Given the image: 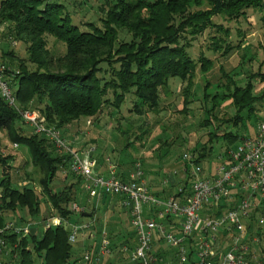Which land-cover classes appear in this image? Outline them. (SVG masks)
I'll return each mask as SVG.
<instances>
[{
    "label": "trees",
    "instance_id": "trees-1",
    "mask_svg": "<svg viewBox=\"0 0 264 264\" xmlns=\"http://www.w3.org/2000/svg\"><path fill=\"white\" fill-rule=\"evenodd\" d=\"M62 1L0 0V24L6 22L13 38L25 43L26 59L34 64L29 67L25 60L15 58L11 49L3 51V55L9 58L8 62L5 61L10 67L7 78L19 103L23 107L38 109L48 123L62 130L81 116H90L96 121L104 108H112L111 113L118 110L128 93H131V114L146 117L148 112L158 111L160 89H165L171 78L178 77L185 81L181 87L183 107L180 110L187 112L188 104L199 99L206 114L200 118L199 124H211V117L218 119V125L207 130V139L198 141L191 148L197 151V160L205 165L214 141L218 138L235 140L243 136L228 128L220 133L218 127L239 123L246 127L247 119L254 125L264 119L260 113L264 107V89L258 93L253 91V79L264 81V71L246 67L226 70L220 65L218 80L205 79L201 95L197 96L194 87L197 64L202 73H206L212 60L204 54L195 59L188 50L190 38L210 27L218 33L211 35L209 46L213 50L224 47L226 53L234 46L227 40L229 28L215 21L213 16L232 19L247 16L249 8L264 11V0H102L97 5L101 12L98 17L100 25L88 20L86 27H81L73 19L72 11L66 8L67 2ZM261 18L264 22V14ZM47 35L62 41L64 51L55 54L47 46ZM236 46L240 47L239 44ZM251 58L249 53L242 54L240 62L245 63ZM226 100L233 106V113L226 118L217 116V109ZM17 120L23 121L17 110L0 96V128L7 131L12 142L27 147L30 162L43 173L39 178L41 188L37 189L31 181L16 185L11 175L13 164L10 163L14 155L0 152V228L6 223L7 211L17 209H24L31 217L40 215L46 222L48 217L42 209L44 203H49L55 210L49 216H58L60 221L44 227L40 234L32 230L22 234L10 228L3 229L0 234L6 245L2 260L5 264H75L79 257H73L70 223L84 217V211L93 216L96 207L92 205L88 210L84 207L81 211L68 207L69 201L76 197L75 184L83 181L82 176L76 175V181L57 188L52 183L59 168L68 167L70 155L55 152L42 134L22 132V125H17ZM144 132L141 130L135 137L141 138ZM168 140L164 138L160 143L159 158L167 156L175 147L173 139ZM130 162L133 165L135 159ZM141 167L143 169L142 163ZM129 170L118 168V173L126 178ZM69 173L74 174L70 170ZM161 181L160 178L158 184L148 182V185L158 186ZM177 183L188 191L187 172ZM149 188L159 196L179 192L173 182L162 184L160 191H165V195ZM247 228L250 236L253 233L258 235V242L252 244L261 248V255L253 258L251 264H264V225H256L252 219L247 222ZM117 235L118 232L108 235L111 252H119L124 244L130 249L136 245L133 229L127 240ZM133 236L134 240H131ZM154 252L159 254L155 249Z\"/></svg>",
    "mask_w": 264,
    "mask_h": 264
},
{
    "label": "built area",
    "instance_id": "built-area-1",
    "mask_svg": "<svg viewBox=\"0 0 264 264\" xmlns=\"http://www.w3.org/2000/svg\"><path fill=\"white\" fill-rule=\"evenodd\" d=\"M9 68L0 59V96L17 110L32 132L45 136L58 153L70 155L68 169L82 176L83 186L91 197L116 195L127 210L136 245L129 250L124 244L122 251H128L133 263L251 264L253 258L261 255V248L252 244L258 242V235L250 236L247 222L253 219L256 225H264V119L255 123L252 134L243 135L223 148L212 169L207 170L197 160V151L190 148L182 151L169 169L178 175V180L173 182L166 176L162 179L163 184H177L179 192L159 196L150 190L140 160L133 163L126 178L119 175L118 165L111 160H107L106 172H101L96 167L93 147L75 149L59 127L47 122L43 113L23 107L7 78ZM186 172L188 191L177 183ZM68 207L74 211L84 209L76 201ZM59 221L58 216L51 217L44 227ZM5 228L26 234L30 223L18 225L7 221L0 232ZM89 228L90 221L70 223L69 239L74 241L79 231ZM101 232L97 252L93 254L86 249L85 261H98L111 252L110 238L106 230ZM158 241L174 248V256L166 258L155 253L153 248ZM5 245L6 240L0 234V264H5L2 260Z\"/></svg>",
    "mask_w": 264,
    "mask_h": 264
},
{
    "label": "rangeland",
    "instance_id": "rangeland-1",
    "mask_svg": "<svg viewBox=\"0 0 264 264\" xmlns=\"http://www.w3.org/2000/svg\"><path fill=\"white\" fill-rule=\"evenodd\" d=\"M64 1L67 2L66 8L72 11L73 19L81 27H86L85 22L88 20H92L100 25L101 22L98 17L101 15V12L97 5L102 0H63L62 2ZM78 1L80 3H77ZM72 2H76L77 4H72ZM263 14V10L249 8V10H247V16H239L232 19L224 18L221 15L213 16L215 21L221 22L224 26L229 28L230 33L227 36V40L234 46L226 53L223 52L224 47L213 50L209 46L212 40L211 35L218 33L210 27L198 33L194 38L188 36L191 42L188 50L192 57L198 59L200 54H204L212 60V66L206 73H202L199 69V64H197L194 76V87L197 96L201 95V88L205 79L212 82L218 80L220 76V65L226 70H239L240 68L244 69L246 67L253 71L258 68L264 71V22L261 18ZM221 35L224 36V33H221ZM127 36L128 35H126V37ZM46 37L47 46L55 54L64 51L65 46L62 41L55 39L52 35H47ZM238 44L240 47L236 46ZM7 49L12 50L15 58L18 57L25 60L29 67L34 66L33 63L26 59L27 49L25 43L13 38L7 23L3 22L0 24V59L6 62L9 61V58L5 54L3 55V51ZM247 53L251 54L252 58L241 64V55ZM12 67L17 69V66L14 64H12ZM242 80L243 78L240 79V81ZM253 82V91L255 93L264 89V81L259 78H254ZM184 84L185 81H182L178 77L171 78L168 86L165 89H160V107L158 111L148 112L146 117H138L137 115L131 114L129 108L132 105V100L131 93H128L118 110H113L111 113L110 111L112 108H104L99 114V119L96 121L90 116H81L78 120L74 121L75 124L72 122L70 126L67 124L62 127V134L67 140L71 138L70 143L77 150L93 147V156L101 165H103V162L107 163L108 159L116 163L121 169H131L132 163L130 160H140L143 169L148 175L150 183L153 182L158 184L159 179H163L165 176L171 181L176 182L178 180V175H173L170 173L169 169L178 160V154L185 149H191L198 141L202 142L206 140L208 137L206 133L207 130L218 125V119L212 118L211 115L209 116L211 117V124H199L200 118L206 115L203 111L204 109L201 107V100L199 99H195L188 104L187 112H182L180 110L183 107L181 87ZM233 111V106L229 103V100H226L221 107L217 109L216 115L226 118L229 117ZM260 113L264 115V107L260 109ZM245 122L247 124L246 127H243L241 123H239V125L227 124L226 126L218 127V132L221 133L225 128H228L236 130L240 135L250 134V131L254 128V122L249 119ZM18 124L22 125V132H32L31 128L24 121L17 120V125ZM139 125H141V127H139ZM120 129L126 130V132L123 133ZM141 130H145L142 137L136 138L135 135L141 133ZM164 138H168V141L173 139V146L175 147L171 149L167 156L159 158V156L161 157V155H159V145ZM238 139L228 140L218 138L214 141L211 156H209L210 158H208L206 164H203L207 170L212 169L214 164L218 161V154L223 148L226 145L234 144ZM127 141H129L128 144ZM12 143L13 142L8 137L7 131L0 128V152L2 154L11 153L14 155V159L10 160V163L13 164V166L11 165L13 181L16 185L21 186V181L26 179V182L31 181L33 185L40 190L39 178L43 174L41 169L30 162V155L26 146L19 143L17 148L13 146ZM55 152L57 151L55 150ZM1 170L2 167L0 166V176ZM66 173L67 176H64ZM76 178V174L69 173L68 167L61 166L57 172V176L53 180L52 186L56 188L61 187L66 183L76 181ZM78 196L79 195L76 194L75 199L70 200L68 206L72 201L79 203ZM42 209L48 219L50 217V212H55V210L50 207L49 203H44ZM109 214L110 213L107 214V217ZM21 217L23 218L21 219ZM41 217L40 215L31 217L24 209H17L14 212L7 211L6 222L13 221L18 225L30 223V231L32 230L40 234L45 223V219ZM97 218L98 216L89 219L91 228L85 230H93L95 221L98 220ZM79 234L80 231L76 239ZM75 240L73 241V250ZM86 249L95 254L98 247L94 251L88 247L85 248L84 251Z\"/></svg>",
    "mask_w": 264,
    "mask_h": 264
},
{
    "label": "crops",
    "instance_id": "crops-1",
    "mask_svg": "<svg viewBox=\"0 0 264 264\" xmlns=\"http://www.w3.org/2000/svg\"><path fill=\"white\" fill-rule=\"evenodd\" d=\"M70 124H68V126H70ZM73 124H75L74 121ZM252 133L253 130L250 131V134ZM69 141L71 142V138L69 139ZM17 146H19V143ZM106 165L107 163L105 162H103V165H101V163L97 162L96 159V167L99 171L105 173ZM146 178L150 183L147 174ZM21 182L24 184V182H26V179H23ZM149 186L153 189H157L160 192V195H165V191H160L162 189V184L159 186L149 184ZM76 194L79 195L78 201L81 205L85 207V209H90L92 205H95L96 207L93 216H90L89 214L85 215L84 217L80 218L78 223L89 221V219L97 216L98 220L95 221L93 230H82L78 235V238L75 240L73 257H79L75 264H135L130 260L128 251H122V249L119 252L107 253L103 255L98 261H85L81 257L83 255L84 249L87 247L93 251L96 250L101 240L102 230H106L108 235H113V233L116 234L118 232L117 237L120 236L123 240H127L129 239V233L132 232L133 228L130 224L129 214L127 210L119 204L116 195L101 194L98 198L91 197L85 190L83 186V181L76 184ZM106 212L110 213L108 217V213ZM53 220H56V218H54ZM134 237L135 236L131 237V240H134ZM127 249L131 250L132 248L130 249L127 247ZM154 249L166 258L172 255V253L174 252V248L165 245L162 241L156 242L154 244Z\"/></svg>",
    "mask_w": 264,
    "mask_h": 264
},
{
    "label": "water",
    "instance_id": "water-1",
    "mask_svg": "<svg viewBox=\"0 0 264 264\" xmlns=\"http://www.w3.org/2000/svg\"><path fill=\"white\" fill-rule=\"evenodd\" d=\"M83 214H84V215H88V214H90V212H88V211H84V212H83ZM63 224H64V227H66V225H67V224H66V222H65V221H64V223H63Z\"/></svg>",
    "mask_w": 264,
    "mask_h": 264
}]
</instances>
